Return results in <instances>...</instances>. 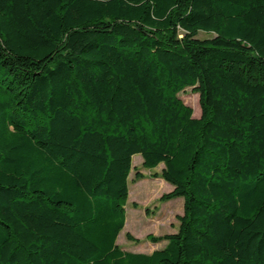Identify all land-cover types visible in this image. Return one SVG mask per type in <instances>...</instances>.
I'll return each mask as SVG.
<instances>
[{"label": "trees", "instance_id": "trees-1", "mask_svg": "<svg viewBox=\"0 0 264 264\" xmlns=\"http://www.w3.org/2000/svg\"><path fill=\"white\" fill-rule=\"evenodd\" d=\"M135 155L183 199L151 254ZM0 264H264V0H0Z\"/></svg>", "mask_w": 264, "mask_h": 264}, {"label": "rangeland", "instance_id": "rangeland-1", "mask_svg": "<svg viewBox=\"0 0 264 264\" xmlns=\"http://www.w3.org/2000/svg\"><path fill=\"white\" fill-rule=\"evenodd\" d=\"M197 38L209 39L211 35L199 33ZM178 96L186 106L191 108L193 117L200 118V96L192 88L185 89ZM132 167L128 178L129 193L124 207L125 227L118 236L117 245L126 252L151 254L155 250L163 249L164 244L153 245L149 240L150 237L177 232L178 217L183 215V199L161 201L163 195L173 190L171 185L155 177L160 176L163 165L154 170H147L142 166L141 156L135 155L132 158ZM138 174L141 175L140 178ZM146 189L152 190L154 194L147 195ZM128 234L136 239V242L129 241Z\"/></svg>", "mask_w": 264, "mask_h": 264}, {"label": "bare ground", "instance_id": "bare-ground-1", "mask_svg": "<svg viewBox=\"0 0 264 264\" xmlns=\"http://www.w3.org/2000/svg\"><path fill=\"white\" fill-rule=\"evenodd\" d=\"M146 192H147V195H153L154 194V192L152 190L148 191V189H146Z\"/></svg>", "mask_w": 264, "mask_h": 264}]
</instances>
